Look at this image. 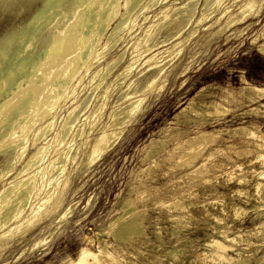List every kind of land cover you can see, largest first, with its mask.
<instances>
[{
    "label": "rangeland",
    "instance_id": "374dc122",
    "mask_svg": "<svg viewBox=\"0 0 264 264\" xmlns=\"http://www.w3.org/2000/svg\"><path fill=\"white\" fill-rule=\"evenodd\" d=\"M188 1L191 0H172L169 5L180 7ZM203 2L195 0L191 21L186 18L180 34L159 48V51L169 48L177 38L186 37L189 27L195 29L194 35L166 65L160 76L161 88L154 85L145 90L150 72L143 69L140 61L133 66L128 78L136 83V96L144 100L121 129L116 142L94 163L87 164L88 143L101 130L110 112L124 102L117 100L128 79L114 82V91L108 96H102V90L130 57L132 38L139 35L143 22L132 35H121L125 39L119 40L93 66L124 52L121 63L107 80L92 91L90 69L77 86L74 98H68L61 104L66 105L57 109L47 140L60 130L71 103L80 106L79 120L98 104H105L94 116L93 129L83 140L85 144L80 143L82 138H77L71 145L70 154L77 150V156L66 164L64 176L68 179L66 186L58 188L61 196L58 206L41 215L22 240L1 248L0 264H65L75 260L82 250L97 254L98 243L104 242L109 245L107 250L125 264H215L210 255L212 241L226 247V259L242 257L248 259V264H264V228L259 227L264 220V194L255 189L256 183L264 185V177L260 176L264 166L256 159L255 143L242 130L257 127L264 135V108H260L259 114L247 113L257 105L246 107L230 94H237L244 80L264 89V55L257 52V47L264 44V0H256L244 20L220 34H216L217 27L225 16L210 26L218 12L198 25L193 21L205 11ZM242 5L240 0L223 3L229 7V14L238 17ZM168 14L171 16L172 12ZM165 21L164 15L150 19L152 24ZM163 33L164 27L159 35ZM82 76H75L74 85ZM191 99H195L193 104L197 103V107L200 102L215 100L221 104V112L194 115L186 109ZM259 103L264 104V98ZM202 134L209 135L210 140L198 150H190L188 140ZM32 137L33 132H28L27 152L32 150ZM159 141L165 145L154 152ZM150 151L154 154L147 157ZM185 159H189L185 161L188 163L182 162ZM124 199L132 201L130 207L134 206L142 226V234L132 243L114 242L112 236L105 234L109 223L122 212ZM235 207L247 210L241 219L234 216ZM69 208V214L65 215ZM169 250L181 252L173 259L165 256Z\"/></svg>",
    "mask_w": 264,
    "mask_h": 264
},
{
    "label": "bare ground",
    "instance_id": "6f19581e",
    "mask_svg": "<svg viewBox=\"0 0 264 264\" xmlns=\"http://www.w3.org/2000/svg\"><path fill=\"white\" fill-rule=\"evenodd\" d=\"M171 1L0 0V249L22 240L21 237L41 215L58 206L61 199L58 188L63 187L68 179L64 176L66 164L70 160L73 162L77 156V150L73 155L70 154L71 145L77 138H82L80 143L85 144L83 140L86 139V134L90 133L94 116L104 109L105 104H98L88 116L82 118V123H78L82 120H79L78 116L80 106L76 102L71 103L73 105L68 109L60 130L47 140L56 119L55 112L66 105H61L65 100L74 98L77 86L90 69L92 71L89 83L91 82L92 91L97 90L107 80L121 63L125 53L111 56L104 64L93 66L100 62L99 60L119 40L125 39L121 35H132L141 27V22L144 27L138 36L132 38L130 57L112 74L115 79L106 83L101 93L102 96H108L114 91V82L128 79L125 82V91L121 92L117 100L124 102L110 112L101 130L88 143L87 164L94 163L116 142L121 129L139 111L144 98L136 96V83L132 78H128L133 66L140 61V64L143 63V69L150 72L149 80L144 84L145 90L154 85L161 88L160 76L166 65L177 56L179 47L195 33V29L189 27L186 37L183 38L182 35L171 43L172 46L159 51V48L180 34L186 26V18L190 22L194 16L191 9L196 6L195 0L180 7L169 5ZM225 1L204 0L205 11L193 21L198 25L209 15L218 12V17L210 26L225 16L217 27L216 34H220L233 24L244 20L256 2L240 0L243 5L238 17L229 14V7L223 6ZM169 12H172L171 16ZM149 14L152 16L149 17ZM159 15H164L167 22L150 23L151 18L155 19ZM148 18L149 22H146ZM166 24L171 27L166 28ZM163 27L166 33L160 36ZM110 44L112 45L109 48ZM257 52L264 55V44L257 47ZM82 74L79 82L74 85L72 80L76 75ZM230 94L233 98L242 100L246 107L257 105L245 111L247 113L259 114L260 108H264V104L259 103L264 98V89L245 80L237 94ZM209 96L214 95L209 93ZM194 100L191 99L186 108L194 115L209 116L221 112V104L215 100L200 102L199 107L197 103L193 104ZM186 109L181 111L180 115L184 114ZM242 130L245 136L255 143L256 159L264 166V135L257 127ZM30 131L33 132L32 150L27 152L26 140ZM209 140V135L202 134L189 139L187 143L190 144V150H198ZM164 145L165 142L159 141L154 152ZM50 150L52 151L46 158ZM154 152L150 151L147 157ZM185 161L189 159L182 160L183 163H188ZM260 176L264 177V171ZM255 189L258 194H264L263 184L256 183ZM51 200L53 202L49 205ZM131 204L130 199H124L122 212L106 229L105 234L112 236L114 242L132 243L135 237L142 234L139 215L136 214L134 206L130 207ZM233 211L236 219L243 217L247 212L242 207H235ZM69 212L70 208L65 215ZM259 227L264 228V220L260 222ZM209 245L215 264L226 260V264H248L247 258L226 259V247L221 242L212 241ZM108 246L105 242L98 243L97 254L82 250L75 260L65 264H125L107 250ZM180 252L169 250L165 252V256L175 259Z\"/></svg>",
    "mask_w": 264,
    "mask_h": 264
}]
</instances>
